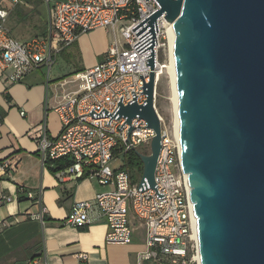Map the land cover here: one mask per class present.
<instances>
[{
    "label": "built area",
    "instance_id": "obj_1",
    "mask_svg": "<svg viewBox=\"0 0 264 264\" xmlns=\"http://www.w3.org/2000/svg\"><path fill=\"white\" fill-rule=\"evenodd\" d=\"M42 1L49 9L47 29L29 40L13 34L8 25L9 10L0 8V66L6 81L19 82L42 67L51 70L58 53L86 32L120 28L124 37L123 42L116 39L110 43L94 66L63 78L64 91L53 107L62 124L58 136L50 135L46 118L29 131L44 162L64 157L73 160L56 171L59 179L89 177L113 185V189L98 193L95 203L75 204L67 223L85 227L97 221L99 215L107 222V243L130 244L133 213L146 233L138 264H199L198 218L188 174L183 170L180 131L176 133L174 121L166 123L157 106L161 78L166 75L169 99L175 108L172 72L168 68L173 23L164 14L151 22V15L161 7L159 0ZM151 57L153 67L149 64ZM9 68L13 69L10 74ZM152 72L154 107L162 128L154 186L147 179L142 182V177L136 181L133 170L125 166L127 160L117 168L111 164L118 156L126 159L133 150L149 154L140 149L143 145L151 153L155 129L140 115L129 122L119 110L121 105L147 103L145 84L150 82ZM20 113L26 114L24 109ZM15 168L12 160L0 162L4 173ZM27 197L42 202L41 191L27 190ZM36 216L43 218L42 212L32 215ZM80 256L87 258L86 253Z\"/></svg>",
    "mask_w": 264,
    "mask_h": 264
},
{
    "label": "water",
    "instance_id": "obj_2",
    "mask_svg": "<svg viewBox=\"0 0 264 264\" xmlns=\"http://www.w3.org/2000/svg\"><path fill=\"white\" fill-rule=\"evenodd\" d=\"M173 23L183 170L198 218L200 264H264V0H159ZM149 64L153 67L154 58ZM147 103L121 105L156 135L140 153L155 185L162 128Z\"/></svg>",
    "mask_w": 264,
    "mask_h": 264
},
{
    "label": "crops",
    "instance_id": "obj_3",
    "mask_svg": "<svg viewBox=\"0 0 264 264\" xmlns=\"http://www.w3.org/2000/svg\"><path fill=\"white\" fill-rule=\"evenodd\" d=\"M20 4L31 6L28 0ZM48 18L49 14L42 33ZM45 69L11 83L4 79L0 66V162L7 159L16 165L5 173L0 169V264H138L146 233L133 213L131 222L138 228L130 244L107 243V222L102 216L85 227L67 223L75 204H93L98 193L113 185L89 177L59 179L55 165L43 161L29 131L46 118L50 135L58 136L62 124L53 107L64 91L61 82L65 78L46 76ZM12 71L9 68L7 73ZM27 190L41 191V204L29 199ZM40 212L42 219L32 217Z\"/></svg>",
    "mask_w": 264,
    "mask_h": 264
},
{
    "label": "rangeland",
    "instance_id": "obj_4",
    "mask_svg": "<svg viewBox=\"0 0 264 264\" xmlns=\"http://www.w3.org/2000/svg\"><path fill=\"white\" fill-rule=\"evenodd\" d=\"M31 6L28 7L20 4L13 5L12 0H0V8L9 10L8 24L15 36L19 39H30L36 35L43 34L45 27L43 23L48 17V6L42 0H28ZM42 1V2H41ZM45 33V32H44ZM116 39L124 41L120 28H98L93 31L82 34L77 41L69 45L65 50L60 51L51 70L45 69L46 76L67 77L81 68H88L103 58L104 51L110 43ZM104 52V53H103ZM157 106L159 112L165 118L167 124L173 122V107L169 99L171 90L166 75H163L158 89ZM143 145L140 149H146ZM126 159L122 156L114 158L111 162L114 168L119 167ZM136 181L142 177L143 171L136 167L131 168ZM134 235L137 234V225L133 223ZM200 264V263H199Z\"/></svg>",
    "mask_w": 264,
    "mask_h": 264
},
{
    "label": "bare ground",
    "instance_id": "obj_5",
    "mask_svg": "<svg viewBox=\"0 0 264 264\" xmlns=\"http://www.w3.org/2000/svg\"><path fill=\"white\" fill-rule=\"evenodd\" d=\"M174 35H171V62L168 64L169 71L172 72V95L173 101L175 102V108H173V121L175 122V129L176 133L179 134L180 129V121L178 116V107H179V100H178V91H177V84H176V61L174 56ZM197 260L200 263V255L196 256Z\"/></svg>",
    "mask_w": 264,
    "mask_h": 264
},
{
    "label": "trees",
    "instance_id": "obj_6",
    "mask_svg": "<svg viewBox=\"0 0 264 264\" xmlns=\"http://www.w3.org/2000/svg\"><path fill=\"white\" fill-rule=\"evenodd\" d=\"M79 70H82V69H79ZM126 157H127L126 158L127 164H125V166L127 165L128 168L137 167L141 170L143 169L144 163L141 159L140 152L138 150H133V151L129 152L126 155ZM72 162H73V160H71L67 157L55 159V160H53V159L49 160L48 159L46 161L47 164L53 163V166L55 165V167H53L55 169V172L58 171L59 169L66 167L67 165L71 164Z\"/></svg>",
    "mask_w": 264,
    "mask_h": 264
}]
</instances>
